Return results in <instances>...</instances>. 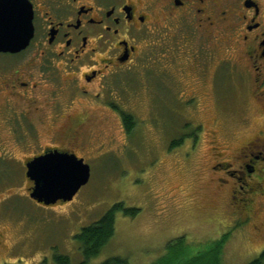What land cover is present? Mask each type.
I'll return each instance as SVG.
<instances>
[{"label": "rangeland", "instance_id": "rangeland-1", "mask_svg": "<svg viewBox=\"0 0 264 264\" xmlns=\"http://www.w3.org/2000/svg\"><path fill=\"white\" fill-rule=\"evenodd\" d=\"M158 26L155 47L145 49L140 65L107 94L108 103L135 119L134 132L128 135L121 116L112 110L74 112L76 118L87 119V130L103 145V155H94L93 150L80 153L87 155L91 179L75 199L55 206L40 204L31 199L32 185L24 179L7 186L6 191L19 195L9 199L1 192L0 264H56L57 256L68 257L72 264L83 263L76 237L118 204L140 213L135 218L117 213L114 237L88 264L111 258L158 264L172 253L176 258L171 264H250L264 253V237L246 241L240 222L226 223L227 194L219 193L211 171L212 141L231 150L238 147L257 133L262 114L240 83L239 68L224 63L226 49L219 47L206 68L211 80L200 82L197 68L185 72L178 68L186 52L180 42L193 30L174 34L175 27L165 21ZM216 74V87H212ZM204 92L215 95V100L199 105L185 101V96ZM49 116L33 118L37 122ZM0 128L5 130L6 125ZM37 128L40 135L48 132L42 124ZM222 154L228 161L232 152ZM17 173L21 176L22 171ZM225 235L218 259L213 258V247ZM180 238L184 242L169 247Z\"/></svg>", "mask_w": 264, "mask_h": 264}, {"label": "flooded vegetation", "instance_id": "flooded-vegetation-1", "mask_svg": "<svg viewBox=\"0 0 264 264\" xmlns=\"http://www.w3.org/2000/svg\"><path fill=\"white\" fill-rule=\"evenodd\" d=\"M27 1L34 27L29 45L16 53L0 52V115L6 116L0 118V126L6 125L0 128V194L6 192L9 199L19 195L6 191L7 186L24 179L32 185L30 195L34 182L28 164L48 154L75 155L86 163L81 152L103 155L102 140L74 112L112 110L123 123L128 114L108 103L107 94L140 65L145 49L155 47L158 25L165 21L175 27L174 34L193 30L180 42L186 57H180L179 72L197 68L196 79L207 83L208 64L219 47L226 49L224 63L239 68L240 83L262 114L257 133L238 147L212 141L211 171L219 193L227 194L226 223L240 222L246 241L264 237V0ZM212 80L216 87L217 74ZM212 98L204 92L185 96V101L197 105ZM33 115L50 118L36 122ZM40 124L47 126L45 135L36 131ZM224 150L232 152L228 161Z\"/></svg>", "mask_w": 264, "mask_h": 264}, {"label": "water", "instance_id": "water-1", "mask_svg": "<svg viewBox=\"0 0 264 264\" xmlns=\"http://www.w3.org/2000/svg\"><path fill=\"white\" fill-rule=\"evenodd\" d=\"M32 6L27 0H0V52H20L33 34ZM28 178L34 182L31 199L55 206L72 202L91 179V169L83 159L59 152L28 164Z\"/></svg>", "mask_w": 264, "mask_h": 264}, {"label": "trees", "instance_id": "trees-1", "mask_svg": "<svg viewBox=\"0 0 264 264\" xmlns=\"http://www.w3.org/2000/svg\"><path fill=\"white\" fill-rule=\"evenodd\" d=\"M123 123L127 133L131 135L137 125L135 119L132 116L123 115ZM119 212H123L126 216H131L133 218H135L140 213L139 210L127 209L123 204H118L115 205L114 208L109 211L99 222L83 229L82 232L76 237V240L80 244L84 256V262L81 264H88L90 260L98 257L103 249L110 243L115 235L116 214ZM184 240L185 238H180L171 243L169 247L175 246V244H181L184 242ZM226 240L227 238L224 237L222 240L217 242V245L213 247L211 251L213 252L211 254L213 258L218 259L220 255L219 250H222V246ZM173 258H176V254L174 253H172L170 259L163 260L158 264H171L172 260H174ZM55 261L56 264H72L71 260L65 256H57ZM103 264H129V262L123 258H111ZM250 264H264V253L259 259L253 261Z\"/></svg>", "mask_w": 264, "mask_h": 264}]
</instances>
